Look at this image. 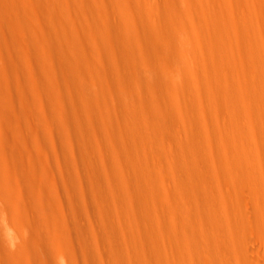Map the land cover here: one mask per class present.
<instances>
[{"label": "bare ground", "instance_id": "obj_1", "mask_svg": "<svg viewBox=\"0 0 264 264\" xmlns=\"http://www.w3.org/2000/svg\"><path fill=\"white\" fill-rule=\"evenodd\" d=\"M258 86L264 0H0V264H264Z\"/></svg>", "mask_w": 264, "mask_h": 264}, {"label": "rangeland", "instance_id": "obj_2", "mask_svg": "<svg viewBox=\"0 0 264 264\" xmlns=\"http://www.w3.org/2000/svg\"><path fill=\"white\" fill-rule=\"evenodd\" d=\"M54 68L69 75H73L76 73L74 71V68H71V66L69 65L58 64V66ZM258 96L262 101L255 107L241 109L237 106V112L242 117L248 118V122L246 124H244V122L242 121V126L245 128V135L238 136L237 140L240 137V139L245 142V146L248 151H259L260 153L264 154V86H258ZM252 166L253 164L251 165V167ZM262 168L264 169V162ZM1 214L2 212L0 210V231L2 232V238L10 240V232L5 225Z\"/></svg>", "mask_w": 264, "mask_h": 264}]
</instances>
